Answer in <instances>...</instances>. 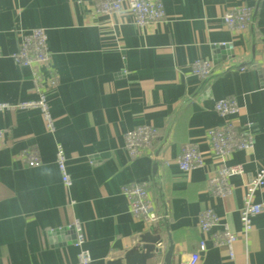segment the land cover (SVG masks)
I'll list each match as a JSON object with an SVG mask.
<instances>
[{
    "label": "crops",
    "instance_id": "0c3cea01",
    "mask_svg": "<svg viewBox=\"0 0 264 264\" xmlns=\"http://www.w3.org/2000/svg\"><path fill=\"white\" fill-rule=\"evenodd\" d=\"M95 1L0 0V102L36 98L31 68L11 57L23 31L46 30L51 70L42 71L59 80L47 89L53 133L39 109L0 112V264H78L76 219L94 264L141 245L152 227L163 238L157 264L171 245L172 264H187L193 253L200 255L196 264H264V211L248 234L240 220L245 183L264 166V0H164L165 20L143 27L127 8L97 13ZM245 4L256 13L251 27L228 29L224 14ZM198 59L214 65L206 78L194 73ZM225 97L239 107L230 118L215 110ZM229 121L254 136V147L226 157L245 170L231 177V193L219 197L208 177L223 162L206 132ZM142 124L158 128L153 152L163 159L151 152L131 159L124 150V133ZM189 142L203 152L205 168L180 169L177 158ZM58 144L67 155L68 186L56 163ZM27 147L39 150L41 166L21 158ZM143 180L159 214L154 223L136 217L122 192ZM255 200L264 203V187ZM209 207L238 232L233 257L215 244L221 225L199 227Z\"/></svg>",
    "mask_w": 264,
    "mask_h": 264
},
{
    "label": "built area",
    "instance_id": "2783aa9c",
    "mask_svg": "<svg viewBox=\"0 0 264 264\" xmlns=\"http://www.w3.org/2000/svg\"><path fill=\"white\" fill-rule=\"evenodd\" d=\"M127 8L138 26L162 22L166 18L164 0H96L95 9L97 13L113 15ZM254 8L247 4L237 6L228 10L224 16L225 26L232 31L248 30L253 24ZM18 49L11 54L13 60L31 68L36 98L20 101L16 104L0 102V112L15 108L39 109L49 132L56 130L55 119L48 101L47 89L55 88L59 84L55 72L49 71L45 74L42 67L51 70V52L48 44L47 32L44 28H33L20 33ZM2 56L0 51V57ZM214 65L211 60L198 59L193 64L194 73L201 78L208 77L213 71ZM215 110L226 118H230L238 110V104L234 97H225L218 100ZM250 127L251 124H246ZM159 137V130L152 124H142L129 129L124 133L123 148L131 159L138 158L146 152H151L154 159H163L159 154L153 152L154 143ZM206 138L212 145L215 155L222 164L216 168L208 177L211 192L214 196L226 197L232 191L231 177L244 173L243 164H227L226 157L233 151L251 149L254 147V136H247L237 130L232 122L224 126L207 130ZM21 158L30 167L42 165L40 152L36 147H27L22 150ZM178 165L183 171H191L205 168L206 162L203 152L195 142L186 144L177 158ZM56 163L59 168L62 181L65 185L72 183L67 164V155L61 144L57 145ZM264 187V166H258L250 180L245 183L244 203L240 209V220L242 232L248 234L253 228V217L264 211V203L256 202L257 190ZM149 182L132 181L122 187L123 194L129 199L133 214L143 220L154 223L159 218L155 203L150 195ZM221 225L222 229L215 235L214 241L217 245H226L231 257L234 256V244L237 241L238 232L230 230L226 223L212 207L206 208L200 215L199 227L202 231H209L214 226ZM72 227L75 230V245L79 248L78 264H94L90 251L86 248V237L81 220H74ZM205 242L200 243V250H205ZM200 259L199 253L191 254L187 264H196Z\"/></svg>",
    "mask_w": 264,
    "mask_h": 264
},
{
    "label": "water",
    "instance_id": "95a60500",
    "mask_svg": "<svg viewBox=\"0 0 264 264\" xmlns=\"http://www.w3.org/2000/svg\"><path fill=\"white\" fill-rule=\"evenodd\" d=\"M256 13L253 14V19ZM228 48L230 46H221ZM219 48V47H218ZM143 243L127 251L123 256L108 261L107 264H157L162 256L163 238L157 229L151 228L143 235ZM173 245L166 252L163 264H172Z\"/></svg>",
    "mask_w": 264,
    "mask_h": 264
}]
</instances>
